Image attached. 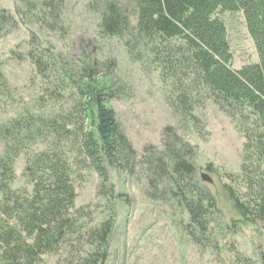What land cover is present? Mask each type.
<instances>
[{"label": "trees", "instance_id": "trees-1", "mask_svg": "<svg viewBox=\"0 0 264 264\" xmlns=\"http://www.w3.org/2000/svg\"><path fill=\"white\" fill-rule=\"evenodd\" d=\"M127 2L130 7L125 8L117 0H92L89 8L101 17L100 35L121 40L136 60L143 61L147 54L150 64L159 66L163 80L166 76L171 81L168 106L184 127L199 125L195 108L206 98L236 124L245 139L241 173L247 177L250 195L244 201L230 189L228 194L243 226L264 223V0ZM64 4L65 0H18L15 15L0 7V40L24 22L57 31ZM238 12L244 14L259 62L234 70L227 28L219 15ZM137 48L144 49L145 56ZM29 56L41 75L59 78L61 90L52 94L54 101L73 92L75 106L73 111L29 114L0 126L4 143L0 264H39L43 256L59 253L66 255V264H106L117 222L116 207L123 197L116 194L110 174L114 170L134 174L136 170V152L109 105L123 87L108 75L100 76L101 65L95 60L82 61L78 70L50 48ZM5 85L0 70V86ZM165 136V150L144 157L143 164L151 174L150 189L184 209L189 228L205 235L208 211L217 208L216 201L207 189L194 184L190 146L172 128ZM70 144L99 176L100 195L116 201L109 216L95 225H88L91 206H75L77 160L66 154ZM21 155L26 159L23 175L32 191L19 196L11 185Z\"/></svg>", "mask_w": 264, "mask_h": 264}, {"label": "rangeland", "instance_id": "rangeland-1", "mask_svg": "<svg viewBox=\"0 0 264 264\" xmlns=\"http://www.w3.org/2000/svg\"><path fill=\"white\" fill-rule=\"evenodd\" d=\"M17 1L0 0V7L15 15ZM117 1L130 7L127 0ZM91 2L65 0L61 25L55 32L24 22L0 40V70L6 80L4 88L0 86V126L29 114L73 111V92L64 93L65 97L55 102L52 94L61 90V82L51 78L50 73L41 75L29 58L31 52L38 54L50 48L78 70L86 59L97 61L100 76L108 75L123 87L109 105L136 152L134 174L115 170L110 174L116 194L123 196L117 207L115 199L110 202L109 197L100 195L99 176L83 163L73 144L67 146L66 154L77 160L73 176L75 206L92 207L88 225L102 222L113 207L118 209L106 264H264V223L243 226L228 194L230 189L244 201L250 195L247 177L241 173L245 144L242 133L208 98L195 108L199 125H181L167 103L171 81L166 76L163 80L159 66L150 64L144 49H136L146 54V59L138 61L121 40L102 37L101 17L89 8ZM219 17L227 28L232 69L257 64L258 53L244 14L222 13ZM131 23L134 27L137 24L133 12ZM169 128L193 151L194 184L207 189L216 201L217 208L208 211L205 235L189 228L190 219L184 209L150 189L151 174L143 164L144 157L165 150V131ZM3 151L0 139V158ZM25 163L21 155L14 165L16 178L11 188L19 196L32 191L23 175ZM65 259V254H48L39 264H66Z\"/></svg>", "mask_w": 264, "mask_h": 264}, {"label": "water", "instance_id": "water-1", "mask_svg": "<svg viewBox=\"0 0 264 264\" xmlns=\"http://www.w3.org/2000/svg\"><path fill=\"white\" fill-rule=\"evenodd\" d=\"M205 180H208L209 182H211L209 179H207L206 177H204Z\"/></svg>", "mask_w": 264, "mask_h": 264}]
</instances>
